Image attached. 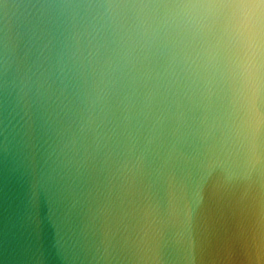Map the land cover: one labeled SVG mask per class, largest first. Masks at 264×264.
Here are the masks:
<instances>
[{
  "label": "water",
  "instance_id": "1",
  "mask_svg": "<svg viewBox=\"0 0 264 264\" xmlns=\"http://www.w3.org/2000/svg\"><path fill=\"white\" fill-rule=\"evenodd\" d=\"M187 0H0V264H264V57Z\"/></svg>",
  "mask_w": 264,
  "mask_h": 264
},
{
  "label": "clouds",
  "instance_id": "2",
  "mask_svg": "<svg viewBox=\"0 0 264 264\" xmlns=\"http://www.w3.org/2000/svg\"><path fill=\"white\" fill-rule=\"evenodd\" d=\"M191 11L227 9V22L245 50V71L249 75L264 57V0H187Z\"/></svg>",
  "mask_w": 264,
  "mask_h": 264
}]
</instances>
